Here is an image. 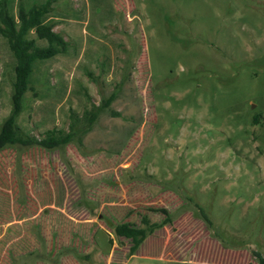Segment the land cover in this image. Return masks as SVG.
<instances>
[{
  "label": "rangeland",
  "instance_id": "rangeland-1",
  "mask_svg": "<svg viewBox=\"0 0 264 264\" xmlns=\"http://www.w3.org/2000/svg\"><path fill=\"white\" fill-rule=\"evenodd\" d=\"M56 12L68 52L43 69L55 87H86L71 107L96 118L61 151L0 150V264H258L264 0H58ZM7 60L0 40V128ZM68 107L29 92L17 122L41 138L68 130ZM160 210L169 223L130 255L115 227L161 224Z\"/></svg>",
  "mask_w": 264,
  "mask_h": 264
},
{
  "label": "trees",
  "instance_id": "trees-1",
  "mask_svg": "<svg viewBox=\"0 0 264 264\" xmlns=\"http://www.w3.org/2000/svg\"><path fill=\"white\" fill-rule=\"evenodd\" d=\"M58 0H0V40L5 48L8 63L3 64V75L10 84L11 113L4 120L0 128V150L14 146L18 148H29L33 146L41 147L45 150H62L77 135L86 134L90 131L95 121V111L85 110L82 116L79 111L74 110L72 99L81 101L86 96V87L75 81V88H68L64 82L60 87L52 85L49 80L48 67L55 58L67 55L68 46L66 40L56 33L52 18L53 5ZM84 8V7H82ZM71 10V9H70ZM72 11H74L72 9ZM82 9L74 11L77 19H80ZM67 18L66 13L57 14ZM90 65L98 68L102 62L96 61L91 56ZM47 66V70L43 66ZM83 69L86 74L92 77L88 70V65L80 62L77 66ZM45 71V72H44ZM40 85H44L41 88ZM40 86V87H39ZM31 92L35 98L54 96L61 102L65 99L69 110V128H52L42 133L41 138L31 134V130L17 122L19 114L24 108L26 95ZM114 100V96L102 101L101 109H108ZM115 117L118 113L111 112ZM201 211V208L198 207ZM161 224H151L147 219H142V227H135L128 223H122L115 227V234L130 240L131 247L129 254L133 255L143 241L156 229L169 223L168 213ZM203 214V213H202ZM258 264H264V257L259 253L254 254Z\"/></svg>",
  "mask_w": 264,
  "mask_h": 264
},
{
  "label": "crops",
  "instance_id": "crops-1",
  "mask_svg": "<svg viewBox=\"0 0 264 264\" xmlns=\"http://www.w3.org/2000/svg\"><path fill=\"white\" fill-rule=\"evenodd\" d=\"M54 6H55V4L53 5V9H54ZM54 11V10H53ZM57 14H59V13H55V14H52V18H53V20H55L56 19V17H60V15L59 16H56ZM204 248H206V250H204L206 253H211L212 251L211 250H207V248H208V246H207V244H203L202 245ZM219 252L221 253V254H225V256H223V257H231V255H234L235 253H238V251H235V250H224V249H222V248H220L219 249ZM219 253V254H220ZM207 255V254H206ZM134 256V255H133ZM205 256V255H204ZM220 256V255H219ZM206 257V256H205ZM209 257V254L207 255V257L206 258H208ZM210 260V259H209ZM214 264V263H213ZM215 264H225V263H223V262H216Z\"/></svg>",
  "mask_w": 264,
  "mask_h": 264
}]
</instances>
